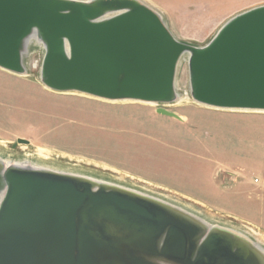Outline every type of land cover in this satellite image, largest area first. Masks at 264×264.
<instances>
[{
	"label": "water",
	"instance_id": "water-1",
	"mask_svg": "<svg viewBox=\"0 0 264 264\" xmlns=\"http://www.w3.org/2000/svg\"><path fill=\"white\" fill-rule=\"evenodd\" d=\"M30 40L52 91L180 119L161 106L177 100L184 60L193 102L264 112V4L196 46L141 0H0V68L25 73ZM0 264H264V248L158 197L0 157Z\"/></svg>",
	"mask_w": 264,
	"mask_h": 264
},
{
	"label": "rangeland",
	"instance_id": "rangeland-1",
	"mask_svg": "<svg viewBox=\"0 0 264 264\" xmlns=\"http://www.w3.org/2000/svg\"><path fill=\"white\" fill-rule=\"evenodd\" d=\"M143 1L161 14L178 40L196 46L206 44L231 16L264 4ZM28 50L27 75L0 68L2 157L107 180L212 224L248 225L264 238V112L214 109L193 101L161 106L177 119L157 113L155 103L52 91L38 79L41 46L31 41ZM177 90H188L184 60Z\"/></svg>",
	"mask_w": 264,
	"mask_h": 264
},
{
	"label": "bare ground",
	"instance_id": "bare-ground-1",
	"mask_svg": "<svg viewBox=\"0 0 264 264\" xmlns=\"http://www.w3.org/2000/svg\"><path fill=\"white\" fill-rule=\"evenodd\" d=\"M143 1V0H141ZM144 2V1H143ZM30 43H31V40H30ZM29 43V44H30ZM29 51V50H28ZM28 51L27 53L25 54V56L28 54ZM10 72V71H9ZM28 71L26 70L25 73H21V74H17L15 73L16 75H27ZM13 73V72H12ZM44 86V85H43ZM47 88V87H46ZM184 101H192L191 98L189 97V95L187 94V92H181L179 93L178 95V98L177 100L174 102L175 104H179L181 102H184ZM143 102V101H141ZM147 103H153V102H147ZM196 103V102H195ZM156 104V103H155ZM171 104V103H170ZM170 104H166V105H170ZM173 104V103H172ZM199 104V103H197ZM199 105H203V104H199ZM205 107H208V108H214V107H209L207 105H203ZM214 109H218V108H214ZM221 110H231V109H221ZM231 111H248V110H231ZM42 154V153H40ZM45 154V153H44ZM46 155V154H45ZM0 157L4 160L5 163H18V164H22V165H25V164H28L26 158L25 159H19V160H12L10 157H2L0 155ZM37 164H40V165H37ZM35 166H41V167H47V168H51V169H54V170H58L57 168H52L50 166H45V165H41L42 163H37ZM34 165V164H33ZM68 171V170H67ZM78 173V171H77ZM107 181V180H106ZM180 206V205H179ZM207 221V220H206ZM208 222V221H207ZM210 223V222H208ZM243 223V222H242ZM212 224V223H211ZM232 227V228H231ZM229 227L230 229L238 232V233H242L248 237H250L255 243L256 245L260 246L261 248H264V238L261 237V235L258 234V231H256L255 229H253L252 227L250 226H246V225H241V226H231Z\"/></svg>",
	"mask_w": 264,
	"mask_h": 264
},
{
	"label": "built area",
	"instance_id": "built-area-1",
	"mask_svg": "<svg viewBox=\"0 0 264 264\" xmlns=\"http://www.w3.org/2000/svg\"><path fill=\"white\" fill-rule=\"evenodd\" d=\"M254 182H257V180L255 179Z\"/></svg>",
	"mask_w": 264,
	"mask_h": 264
}]
</instances>
